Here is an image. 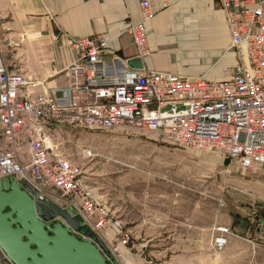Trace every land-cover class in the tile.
Masks as SVG:
<instances>
[{
	"label": "built area",
	"instance_id": "1",
	"mask_svg": "<svg viewBox=\"0 0 264 264\" xmlns=\"http://www.w3.org/2000/svg\"><path fill=\"white\" fill-rule=\"evenodd\" d=\"M216 2L235 54L219 79L133 69L94 35L70 40L77 59L66 69L67 87L32 97L23 90L29 85L23 74L10 71L0 52V178L27 183L37 201L73 208L101 239L106 218L90 224V203L78 208L61 201L86 196L88 178L84 166L59 149L57 135L108 132L124 124L157 142L222 153L241 168L264 171V0ZM139 9L129 35L134 58L141 60L150 53L151 0H141ZM82 156L91 160L94 154L85 149Z\"/></svg>",
	"mask_w": 264,
	"mask_h": 264
},
{
	"label": "crops",
	"instance_id": "2",
	"mask_svg": "<svg viewBox=\"0 0 264 264\" xmlns=\"http://www.w3.org/2000/svg\"><path fill=\"white\" fill-rule=\"evenodd\" d=\"M140 1L0 0V52L10 71L23 74L29 84L23 90L30 96L55 94L67 87L66 69L77 59L70 40L100 35L112 55L124 60L135 57L129 28L140 20ZM151 7L154 17L146 24L150 53L141 59L144 70L195 77V68L204 67L197 63L209 52L234 65L235 54L216 0H151ZM218 73L214 79L222 77ZM138 173L135 192L120 191L124 218L110 209L107 167L102 186L95 180L98 184L93 187L92 176L87 181L90 217L95 224L109 217L101 240L116 264H208L207 223H193L191 214L183 211L177 216L174 182L167 178L162 188L143 190ZM116 217L125 225L130 245L117 239L118 231L111 225Z\"/></svg>",
	"mask_w": 264,
	"mask_h": 264
},
{
	"label": "rangeland",
	"instance_id": "3",
	"mask_svg": "<svg viewBox=\"0 0 264 264\" xmlns=\"http://www.w3.org/2000/svg\"><path fill=\"white\" fill-rule=\"evenodd\" d=\"M217 58L216 53L203 54L197 64L204 67L195 68L193 74L212 80L218 71L231 66ZM147 137L123 124L108 132L65 133L55 139L62 143L59 149L84 166L87 178L92 176L93 187L99 182L97 186H102L107 167V191L111 190L113 199L110 209L117 217L124 218L119 209L121 188L135 192L136 172L143 190H158L168 178L175 185L177 216L183 211L191 214L193 223H207L208 264H264V171L241 168L218 152L182 149ZM85 149L93 152L91 160L82 156ZM127 184L131 186L125 187ZM67 199L61 201L74 202L78 208L89 203L87 196ZM90 216V224L96 225ZM117 217L111 222L118 231L117 239L128 241L123 246L130 245L125 225ZM114 222L119 223L118 228Z\"/></svg>",
	"mask_w": 264,
	"mask_h": 264
},
{
	"label": "water",
	"instance_id": "4",
	"mask_svg": "<svg viewBox=\"0 0 264 264\" xmlns=\"http://www.w3.org/2000/svg\"><path fill=\"white\" fill-rule=\"evenodd\" d=\"M128 65L143 68L138 58ZM110 256L73 208L37 201L27 183L0 178V264H115Z\"/></svg>",
	"mask_w": 264,
	"mask_h": 264
},
{
	"label": "bare ground",
	"instance_id": "5",
	"mask_svg": "<svg viewBox=\"0 0 264 264\" xmlns=\"http://www.w3.org/2000/svg\"><path fill=\"white\" fill-rule=\"evenodd\" d=\"M148 47H149V40H148ZM149 52H150V48H149ZM143 70V68L141 69ZM147 136H150L151 138H153L151 135H147ZM154 139V138H153ZM183 149V148H182ZM190 150V149H189ZM201 152V151H200ZM203 152V151H202ZM222 154V153H221ZM238 166V165H237Z\"/></svg>",
	"mask_w": 264,
	"mask_h": 264
}]
</instances>
